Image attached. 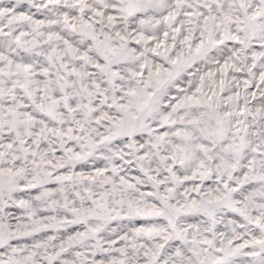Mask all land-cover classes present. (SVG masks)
Segmentation results:
<instances>
[{
	"label": "snow or ice",
	"instance_id": "snow-or-ice-1",
	"mask_svg": "<svg viewBox=\"0 0 264 264\" xmlns=\"http://www.w3.org/2000/svg\"><path fill=\"white\" fill-rule=\"evenodd\" d=\"M0 264H264V0H0Z\"/></svg>",
	"mask_w": 264,
	"mask_h": 264
}]
</instances>
